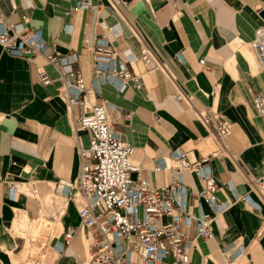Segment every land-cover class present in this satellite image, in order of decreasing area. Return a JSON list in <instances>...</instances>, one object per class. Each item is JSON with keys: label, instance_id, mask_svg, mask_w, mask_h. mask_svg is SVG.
Masks as SVG:
<instances>
[{"label": "crops", "instance_id": "0c3cea01", "mask_svg": "<svg viewBox=\"0 0 264 264\" xmlns=\"http://www.w3.org/2000/svg\"><path fill=\"white\" fill-rule=\"evenodd\" d=\"M79 1L0 0V22L38 30L48 46L43 54L23 57L0 45V264H22L18 257L33 245L32 234L22 227L27 220L37 226L45 220L61 231L80 222L79 198H69L59 214L60 201L52 196L60 183L77 180L78 146L88 144L90 133L74 123L82 110L69 112L61 93L62 70L46 58L51 52L77 54L73 67L86 78L87 100L109 104L116 134L134 147L140 175L153 187L175 177L186 185L195 206L203 182L194 171L156 172L154 166L175 151L201 159L221 149L207 165L219 184L222 205L215 209L202 203L214 217V236L199 237L191 230V261L264 264V189L257 183L264 176V114L254 103L255 94L264 96V67L249 45L264 24V0H91L93 7L73 10ZM97 39L113 45L119 55L114 66L120 68L122 61L138 82L129 81L124 91L118 80L94 89ZM145 44L157 55L151 62L140 60ZM40 69L51 77L50 84L41 81ZM180 91L192 98V105L175 99ZM199 111L228 120L230 136L221 141L202 123ZM13 181L37 188L40 199L27 191L11 195ZM85 234L62 251L64 238L52 239L43 264H98L91 258L90 240H82Z\"/></svg>", "mask_w": 264, "mask_h": 264}, {"label": "built area", "instance_id": "2783aa9c", "mask_svg": "<svg viewBox=\"0 0 264 264\" xmlns=\"http://www.w3.org/2000/svg\"><path fill=\"white\" fill-rule=\"evenodd\" d=\"M123 4L128 7L130 2L123 1ZM94 5L91 0H80L73 10ZM0 45L10 54L23 57L43 54L48 48L40 31L3 21L0 22ZM249 45L264 67V24L255 29ZM93 51L94 89L98 90L105 81L118 80L120 91H124L129 81L138 82V76L122 61L120 68L114 66L119 55L108 41L97 39ZM46 58L62 70L61 93L70 113L74 108H81L82 112L74 123L79 129L88 130L90 139L87 145L78 146L81 165L77 180L60 183L52 196L60 201L59 214L64 213L69 198L74 201L79 198V224L64 231L57 230L54 223L45 224V243L40 248L37 244L35 250L24 257L22 264H43L45 246L52 239L64 238V245L60 247L62 251L63 246H69L83 231L87 232L90 240L91 258L98 264H193L188 250L192 242L191 230L199 237L214 236V217L204 211L202 203L204 201L215 209L222 205L217 198L219 184L207 165L211 157L222 153L221 149L201 159H191L187 151H175L164 163L154 166L156 172L172 169L194 171L203 182L195 197V206L189 201L186 185L175 177L164 186L153 187L147 178L140 175L142 167L133 159L134 147L116 134L110 121L109 104H94L87 100L86 78L82 70L73 67L77 54L51 52ZM156 58L150 45L145 44L141 48V61L151 62ZM204 63V59L200 60L201 65ZM159 64L170 78L176 79L164 63ZM39 77L44 84L52 82L45 70H39ZM175 99L193 104L192 98L182 91L175 94ZM254 103L258 112L264 114V96L261 93L255 94ZM198 115L221 141L232 133L231 123L218 113L199 111ZM134 173L138 174L137 179ZM257 183L264 189V176L257 179ZM8 190L11 195L27 191L36 201L40 199L39 190L30 189L28 183L10 182ZM243 199L247 201V196Z\"/></svg>", "mask_w": 264, "mask_h": 264}, {"label": "rangeland", "instance_id": "374dc122", "mask_svg": "<svg viewBox=\"0 0 264 264\" xmlns=\"http://www.w3.org/2000/svg\"><path fill=\"white\" fill-rule=\"evenodd\" d=\"M41 224L39 226H37L35 223L36 221H30V220H27V225L26 223L24 222V224H22V227H23V230H25V233H31L32 234V238H33V245H27V249L26 251L20 255V257H18L19 259H23L31 250V251H34L35 250V246L38 244L39 248L45 243V236H46V230H45V224H47L48 222L45 221V220H40ZM32 224H35L34 226H32ZM50 224V223H49ZM50 225H53V224H50ZM32 226V228H31ZM24 233V234H25ZM38 238V239H37ZM88 239V237L86 236V234L84 236H82V240L84 242H87L86 240ZM31 243V242H29ZM27 250L29 252H27ZM44 253H47L46 249H44Z\"/></svg>", "mask_w": 264, "mask_h": 264}, {"label": "bare ground", "instance_id": "6f19581e", "mask_svg": "<svg viewBox=\"0 0 264 264\" xmlns=\"http://www.w3.org/2000/svg\"><path fill=\"white\" fill-rule=\"evenodd\" d=\"M23 254V253H22ZM25 254V253H24ZM24 260V258L23 259H21V262ZM17 261V260H16Z\"/></svg>", "mask_w": 264, "mask_h": 264}, {"label": "water", "instance_id": "95a60500", "mask_svg": "<svg viewBox=\"0 0 264 264\" xmlns=\"http://www.w3.org/2000/svg\"><path fill=\"white\" fill-rule=\"evenodd\" d=\"M263 15H264V12H263Z\"/></svg>", "mask_w": 264, "mask_h": 264}]
</instances>
